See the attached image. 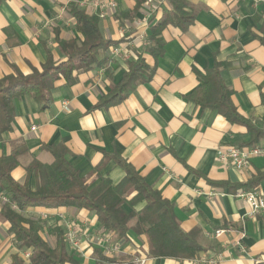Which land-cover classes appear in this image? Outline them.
<instances>
[{
  "label": "crops",
  "instance_id": "1",
  "mask_svg": "<svg viewBox=\"0 0 264 264\" xmlns=\"http://www.w3.org/2000/svg\"><path fill=\"white\" fill-rule=\"evenodd\" d=\"M92 1L0 0V79L41 72L47 61L64 62L57 42L81 39L69 10L74 6L95 15ZM111 1L114 8L98 21V29L104 40L119 43L122 53L112 55L110 50L103 65L76 72L72 85L58 78L45 95L50 100L46 108L30 95L13 100L12 127L0 133V158L23 151L18 153L12 179L33 187L34 178L27 177L26 167L34 160L50 162L48 148L62 146L71 167L91 187L104 178L116 185L124 177L117 165L120 159L172 204L183 232H201L204 251L198 257L221 258L214 264L264 263V214L250 217L249 205L234 197L257 182L254 191L264 199V154L251 158L243 169L215 161L221 146L264 150V0H185L193 22L184 32L174 26L164 28L162 52L157 56L150 53L149 38L165 10L171 9L168 0L146 26L145 0ZM137 57L153 70L150 77L143 74V81L119 104L98 107L128 71L127 63ZM217 63L226 65L220 77L232 91L238 114L261 133L254 142L247 127L231 124L188 98L199 86V76ZM250 142L251 147H246ZM3 202L0 196V210ZM122 209L131 211L126 205ZM22 215L42 223L44 240L46 231L61 228L60 215L75 221L82 242L78 250L66 246L75 262L70 264H98V253L104 255L90 239L104 231L92 212L28 208ZM8 228L0 218V264H9L14 254L29 264L21 256L25 251L15 248ZM217 230L224 232L215 238L212 234ZM112 241L117 242L115 236ZM119 243L121 253L111 259L196 264L147 259L145 239L133 233L129 241Z\"/></svg>",
  "mask_w": 264,
  "mask_h": 264
},
{
  "label": "trees",
  "instance_id": "2",
  "mask_svg": "<svg viewBox=\"0 0 264 264\" xmlns=\"http://www.w3.org/2000/svg\"><path fill=\"white\" fill-rule=\"evenodd\" d=\"M168 3L171 9L165 10L162 19L151 30L149 41L153 56L162 52L160 34L164 28L174 26L184 32L193 22V13L185 11V0H168ZM69 12L75 19L81 39L57 42L65 55L64 62L55 64L47 61L41 72L34 70L28 76L17 73L0 79V133L7 132L12 127L15 98L30 95L41 108H46L50 100L45 95L49 94L54 81L63 78L68 85H72L76 80V72L103 65L108 58L106 53L119 46V43L102 38L98 29L99 19L95 15H87L74 6ZM262 43L264 45V41ZM101 53L104 54L102 58ZM127 65L128 71L120 83L101 99L98 107L119 104L143 81V74H147L148 79L153 72L140 57L132 59ZM225 66L217 63L203 76H199V86L188 98L195 105L222 116L231 124L247 127L250 136L255 135L254 142L261 133L251 127L233 105L232 91L220 77V69ZM253 142L246 147H251ZM48 152L50 162L34 160L26 167L27 177L34 178L33 187L28 183L20 185L11 177V172L18 166V153L23 151L0 158V196L5 199L0 218L9 225L8 232L15 248L20 252L30 250L29 264L75 262L67 253L63 229L53 227L48 234L51 242L44 240L40 236L42 223L31 221L22 215L28 208H66L92 212L104 232L115 236L117 241H129V233L143 237L147 245V259L194 260L204 251L200 242L201 232L198 229L183 232L172 204L149 187L125 161L117 160V165L124 172V177L118 184L113 185L109 179L104 178L91 187L71 167L66 159L65 148H48ZM256 184L257 182L251 183L246 191L256 190ZM140 204L143 206L137 209ZM124 205L131 209L128 214L122 209ZM97 260L98 264H132L107 258L100 252ZM9 264H24V261L18 254H14Z\"/></svg>",
  "mask_w": 264,
  "mask_h": 264
},
{
  "label": "built area",
  "instance_id": "3",
  "mask_svg": "<svg viewBox=\"0 0 264 264\" xmlns=\"http://www.w3.org/2000/svg\"><path fill=\"white\" fill-rule=\"evenodd\" d=\"M165 3V0H145L143 9V24L146 26L150 18H152ZM91 11L99 20L105 19L109 10L114 8V3L111 0H93L90 4ZM112 55H120L122 53L120 48L111 50ZM264 154V150L256 147L251 148H237L232 146L219 147L216 150L215 161L222 167H231L235 169H243L249 165L250 159L255 156ZM234 197L244 201L250 207V217H254L259 213L264 214V199L259 197L255 191L239 190L234 194ZM5 201V199H4ZM61 228L64 231L65 243L72 250H78L82 242L81 232L71 219H66L62 215L59 216ZM223 230L215 231L212 236L217 238L223 234ZM210 236V235H208ZM91 241L103 249V253L107 258H113L115 255L121 253V246L119 241L113 242V235L106 232L94 234ZM22 258L28 261L30 251L22 252ZM221 260V258H206L198 257L192 260L196 264H214ZM145 258H136L132 264H145Z\"/></svg>",
  "mask_w": 264,
  "mask_h": 264
},
{
  "label": "rangeland",
  "instance_id": "4",
  "mask_svg": "<svg viewBox=\"0 0 264 264\" xmlns=\"http://www.w3.org/2000/svg\"><path fill=\"white\" fill-rule=\"evenodd\" d=\"M47 230H48V229H47ZM45 233H46L47 235H46V236L44 235V238H45L46 240H50L51 237H49V235H48V231H46ZM49 233H50V232H49Z\"/></svg>",
  "mask_w": 264,
  "mask_h": 264
}]
</instances>
